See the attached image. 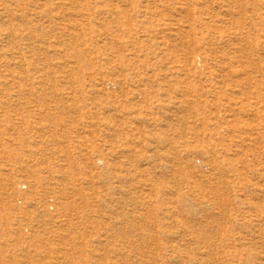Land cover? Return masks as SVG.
<instances>
[{"label":"rangeland","instance_id":"374dc122","mask_svg":"<svg viewBox=\"0 0 264 264\" xmlns=\"http://www.w3.org/2000/svg\"><path fill=\"white\" fill-rule=\"evenodd\" d=\"M0 264H264V0H0Z\"/></svg>","mask_w":264,"mask_h":264}]
</instances>
